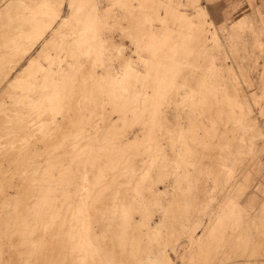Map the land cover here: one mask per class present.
<instances>
[{
    "label": "rangeland",
    "instance_id": "374dc122",
    "mask_svg": "<svg viewBox=\"0 0 264 264\" xmlns=\"http://www.w3.org/2000/svg\"><path fill=\"white\" fill-rule=\"evenodd\" d=\"M0 132V264H264V0H0Z\"/></svg>",
    "mask_w": 264,
    "mask_h": 264
},
{
    "label": "bare ground",
    "instance_id": "6f19581e",
    "mask_svg": "<svg viewBox=\"0 0 264 264\" xmlns=\"http://www.w3.org/2000/svg\"><path fill=\"white\" fill-rule=\"evenodd\" d=\"M22 128H23V127H22ZM0 133H1V132H0ZM23 133H24V132H23ZM0 136H1V135H0ZM22 137H23V136H22ZM6 140H7V139H6ZM7 145H8V144H7ZM9 156H10V154H9ZM126 164H127V163H126ZM103 170H104V169H103ZM104 173H105V172H104ZM157 177L159 178V176H157ZM110 180H111V179H110ZM22 184H23V183H22ZM29 185H30V184H29ZM114 189H115V188H114ZM32 191H33V190H32ZM29 192H30V191H29ZM69 205H70V203H69ZM107 205H108V204H107ZM123 205H124V204H123ZM123 205H122V206H123ZM31 208H32V207H31ZM60 209H61V208H60ZM120 211H121V210H120ZM97 213H98V212H97ZM28 214H29V213H28ZM100 220H101V219H100ZM117 223H118V222H117ZM100 228H101V227H100ZM58 229H59V228H58ZM95 232H96V231H95ZM50 235H51V234H50ZM52 235H54V234H52ZM96 235H97V234H96ZM101 236H103V235H101ZM30 238H31V237H30ZM49 238H50V237H49ZM51 238H52V236H51ZM57 239H58V238H57ZM18 241H19V240H18ZM26 242H27V241H26ZM42 242H43V241H42ZM65 242H66V241H65ZM17 243H18V242H17ZM29 243H30V242H29ZM29 243H28V244H29ZM63 244H64V243H63ZM52 245H53V244H52ZM28 246H29V245H28ZM64 246H65V245H64ZM15 247H16V246H15ZM54 247H55V245H54ZM57 247H58V246H56V248H57ZM62 247H63V246H62ZM18 248H19V245H18ZM13 249H14V248H13ZM21 249H22V248L20 247V250H21ZM46 249H47V248H46ZM46 249H45V250H46ZM63 249H65V247H64ZM23 250L28 251V250H30V249L27 250V248L24 249V247H23L22 251H23ZM15 251H17V249H16ZM46 251H47V250H46ZM59 251H61V250H59ZM64 251H65V250H64ZM47 252H48V251H47ZM81 252H82V251H81ZM42 253H43V252H42ZM15 254H16V253H15ZM15 254H14V255H15ZM20 254H21V253H20ZM52 254H53V253H52ZM16 255H17V254H16ZM27 255H28V253H27ZM32 255L34 256L35 254L33 253ZM36 255H37V254H36ZM40 255H41V254H40ZM40 255H39V256H40ZM42 255H43V254H42ZM53 255H55V253H54ZM25 256H26V255H25ZM29 256H30V255H29ZM29 256H28V257H29ZM14 257H15V256H14ZM28 257H27V258H28ZM31 257H32V256H31ZM41 257H42V256H41ZM53 257H54V256H53ZM56 257H57V256H55L54 258H56ZM17 258H18V256H17ZM50 258H51V257H50ZM59 258H60V257H59ZM77 258H78V257H77ZM13 259H14V258H13ZM19 259H20V258H19ZM19 259H18V260H19ZM24 259H25V258H24ZM30 259H31V258H30ZM38 260H39V259H38ZM38 260H37V261H38ZM52 260H53V259H52ZM52 260H51V261H52ZM34 261H35V259H34ZM53 261H54V260H53ZM56 261H57V260H55V262H56ZM40 262H41V260H40ZM55 262H54V263H55ZM33 263H36V262H33ZM28 264H29V263H28ZM39 264H40V263H39ZM41 264H42V263H41ZM50 264H51V263H50ZM58 264H59V262H58ZM64 264H65V263H64Z\"/></svg>",
    "mask_w": 264,
    "mask_h": 264
},
{
    "label": "crops",
    "instance_id": "0c3cea01",
    "mask_svg": "<svg viewBox=\"0 0 264 264\" xmlns=\"http://www.w3.org/2000/svg\"><path fill=\"white\" fill-rule=\"evenodd\" d=\"M251 16H250V14H248V13H243V14H241L237 19H236V21L234 22V23H237V22H239V21H241V20H243V19H245V18H250Z\"/></svg>",
    "mask_w": 264,
    "mask_h": 264
}]
</instances>
